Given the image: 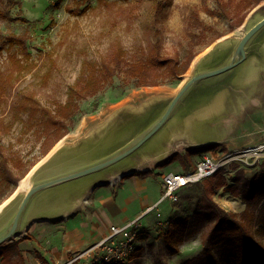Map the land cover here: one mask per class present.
<instances>
[{
  "label": "rangeland",
  "instance_id": "rangeland-1",
  "mask_svg": "<svg viewBox=\"0 0 264 264\" xmlns=\"http://www.w3.org/2000/svg\"><path fill=\"white\" fill-rule=\"evenodd\" d=\"M160 1L166 2L159 7L156 17H154L151 0H90V6L81 15H77L75 9L77 3L83 7L84 0L0 1V8L5 7L7 3L6 7H9L10 15L21 17L7 19L0 16L1 33L26 32L29 36L27 43L30 59L34 63L33 69L16 83L13 96L17 93H32L41 105L53 107L56 100L63 101L67 85L77 77L82 60L91 58L100 61L107 57L114 44H120L127 57H131L137 48L146 47L151 41H158L161 52L164 54L177 53L184 56L203 48L195 55L187 71L176 83L134 87L132 81L126 84L121 80L120 74L115 75L111 83L103 90L80 103L73 128L50 150L57 144L73 141L82 132L89 131L101 120L117 114L123 108H138L149 99L156 98L161 99L165 105L193 73L191 67L198 56L223 39L233 40L234 46L245 31L264 15V0L258 4H252L251 0H222L226 12L221 10L215 0ZM232 26H234L233 29ZM263 45L264 28L250 41L247 47L248 56L238 65L248 60L250 62L251 59L257 62L255 78L261 84L260 91H248L249 86L246 88L243 82H221V79H218L230 74L231 70L218 75L214 79H218L217 82L210 85L226 87L229 99L225 101L223 110L214 120L218 127L222 126L221 133L217 135L214 143L206 145H212L214 148L197 156L195 161L204 154L220 157L230 152H240L235 162L243 166L248 176L261 171L262 167L264 169V164L262 165L264 147L241 152L264 144V67H262L264 63H261ZM48 54H51L54 66L47 84L44 85L42 74L49 65L53 64ZM8 67L6 51L3 50L1 68L5 71ZM241 100L243 103L239 109H236ZM184 102L181 103L182 106ZM3 107L0 106V122L3 119L7 125L11 120V114L6 111L7 109H2ZM0 129H3L0 138L11 160L20 157L23 161H32L40 155V141L34 128L29 130L26 124L19 121L9 128L2 127L0 124ZM201 147L193 148L184 137H179L173 141L171 153L165 161L187 149ZM46 155L38 162L43 161ZM165 161L151 165L154 173L184 171L177 159L163 164ZM142 164L148 165L146 162ZM228 165L223 167L224 173L227 181L232 182L234 169L226 168ZM145 166L141 165V167ZM160 174L151 178L155 190L150 193V202L154 201L159 194L161 196L159 182L162 176L160 178ZM199 196V187L189 185L179 190L177 201L172 202L166 198L158 206L159 209L153 208L155 210L152 209V212L142 221L146 225H139L137 222L138 234L132 255L119 264H182L186 260H190L191 264H207L206 256L201 252L200 243V235L205 225L200 220L189 218L188 230L192 233L178 245L177 252H172L160 235L161 229L168 225L169 218L172 221L180 214L187 213L191 216L198 207ZM213 199L225 210L239 212L244 208L240 198L233 196L224 188L217 189ZM256 229L257 225H253L252 233L264 240V233L259 234ZM18 237L19 240H17ZM25 239L32 240L31 233L28 231L16 235L4 245L10 241L19 243ZM29 245L28 243V252L35 255ZM83 250L69 251L63 262ZM214 252L219 256L221 250L215 247ZM35 256L40 258L39 255ZM61 262L59 263L62 264Z\"/></svg>",
  "mask_w": 264,
  "mask_h": 264
},
{
  "label": "trees",
  "instance_id": "trees-1",
  "mask_svg": "<svg viewBox=\"0 0 264 264\" xmlns=\"http://www.w3.org/2000/svg\"><path fill=\"white\" fill-rule=\"evenodd\" d=\"M84 1L83 7L77 3L75 9L77 15L83 14L90 6V0ZM151 1L156 17L159 7L165 5L166 1L163 3L160 0ZM215 1L221 10L226 12L222 0ZM261 1L263 0H251L252 4ZM6 6L7 3L5 7L0 8L1 17L21 18L12 17L9 7ZM28 38L26 32L2 34L0 31V106H4L2 109H7L6 111L11 114V120L7 125L3 119L0 124L9 128L14 123L22 121L27 129L34 128L40 141V155L32 161H23L20 157L11 160L0 138V204L15 191L20 180L39 159L70 132L80 109V103L103 90L115 75L120 74L121 80L126 84L132 81L134 87L176 83L187 71L195 55L203 49L184 56L177 53L164 54L161 52L159 42L151 41L146 47L137 48L131 57H127L121 45L114 44L107 57L100 61L84 58L77 77L67 85L65 99L56 100L53 107H50L41 105L32 93H17L13 96L16 83L34 67L30 59ZM3 50L6 51L9 62V67L5 71L1 68ZM47 56L53 64L49 65L42 74L44 85L47 84L54 66L51 54ZM2 130L0 129V134ZM213 148L210 145L187 149L183 153L175 154L163 164L177 159L181 169L186 171L195 166L197 156ZM229 165L226 168L234 169L232 182L227 181L224 168H220L211 176L186 185L199 187L198 207L191 216L187 213L180 214L172 221L169 218L168 225L161 229L160 235L168 248L172 252H177L178 245L192 233L188 230L189 218L200 220L205 225L200 235V243L207 264H264V240L257 238L251 230L253 225H257L256 232L264 233V169L262 167L261 171L248 176L243 166L237 162L232 161ZM150 174L158 173L144 170L134 171L128 175L145 177ZM219 188H224L233 196H238L244 203V208L239 212L225 210L213 199L215 191ZM17 242H9L0 248L1 264H22V253ZM215 247L221 250L219 256L214 252ZM182 264H191V261L186 260Z\"/></svg>",
  "mask_w": 264,
  "mask_h": 264
},
{
  "label": "bare ground",
  "instance_id": "bare-ground-1",
  "mask_svg": "<svg viewBox=\"0 0 264 264\" xmlns=\"http://www.w3.org/2000/svg\"><path fill=\"white\" fill-rule=\"evenodd\" d=\"M233 43L231 39L218 41L198 56L191 68L195 70L217 62L231 50ZM261 59V63H264V45ZM248 61L235 66L230 74L218 79H221V82H243L246 88L249 86L248 91H260L261 84L255 78L257 62L252 59ZM215 78L211 77L207 80L208 82L204 81L200 84L197 87L200 88L197 92L198 96L187 97L185 104L179 106L152 136L129 155L98 171L56 184L39 192L30 206L26 219L27 224L23 225L22 229L40 218L38 215L40 208L46 207L52 214L48 218L57 219L58 216L76 209L81 200L86 198L85 195L94 183L108 182L120 173L140 167L148 160L154 162L165 160L171 153L173 141L179 137H184L192 147L214 143L222 128L221 125L218 127L214 120L223 110L225 101L229 99L226 87H218L216 84L210 86L217 82L218 79L213 80ZM205 83L207 84L204 85ZM241 103H243L242 100L239 101L236 109L240 108ZM161 106L162 100L156 98L149 99L138 108H123L117 114L101 120L89 131L82 132L73 141L57 144L43 161L35 164L20 180L15 192L0 204V228L9 223L24 192L33 182L85 167L119 151L150 124L161 110Z\"/></svg>",
  "mask_w": 264,
  "mask_h": 264
},
{
  "label": "crops",
  "instance_id": "crops-1",
  "mask_svg": "<svg viewBox=\"0 0 264 264\" xmlns=\"http://www.w3.org/2000/svg\"><path fill=\"white\" fill-rule=\"evenodd\" d=\"M160 162L148 160L146 161L148 165L140 166L132 171L155 172L151 165ZM128 174L95 185L76 209L64 214L61 218H37L29 223V226L19 233L28 231L32 239H25L18 243L22 253L21 263L56 264L58 262L60 264L59 262L63 263L69 251L83 250L94 245L109 233L112 226H120L134 220L139 225H146L142 222L144 217L149 215L153 208L159 209L158 206L163 201H159L160 194L154 201L149 200L150 193L155 190L151 178H155L156 175L140 177ZM162 175L160 174V178ZM159 183L162 193V178ZM28 243L35 255H39L40 258L28 252Z\"/></svg>",
  "mask_w": 264,
  "mask_h": 264
},
{
  "label": "water",
  "instance_id": "water-1",
  "mask_svg": "<svg viewBox=\"0 0 264 264\" xmlns=\"http://www.w3.org/2000/svg\"><path fill=\"white\" fill-rule=\"evenodd\" d=\"M263 28H264V15L258 21H256L252 26H250L242 35V37L238 41H236V43L231 48V50L225 55H223L217 62L210 65H204L193 70V73L181 85L177 93L165 105L162 103L161 110L159 111L157 116L150 122V124L147 127H145L142 131H140L131 141H129V143H127L125 147L85 167L72 170L66 173H61V174L59 173L33 182L24 192V195L21 201L19 202V205L16 208L14 214L12 215L9 223L6 224L4 227L0 228V248L4 246L5 242L11 240L20 233V231L22 230L23 223H27L26 219L30 206L39 192L56 184L98 171L104 167H107L110 164L119 161L120 159L124 158L125 156L129 155L131 152L136 150L174 114L177 108L181 105L182 102L186 100L187 97L198 96L197 92L200 90V88L197 87L200 84H202L204 81L211 79V77L215 78L216 76L221 75L233 69L235 66H238L243 61H245L248 56L247 47L250 41L260 31H262ZM206 84L207 83H205L204 85ZM131 172L133 171L120 173L117 177H121L122 175ZM105 182L99 181L97 183H94L90 187V189L93 188L95 185ZM38 211L40 214H42L40 215L41 219H46L48 218L49 215H52L49 213L51 211H49V209H47L46 207L40 208L38 209ZM61 213L63 214V212ZM62 216L63 215L58 216V218H61Z\"/></svg>",
  "mask_w": 264,
  "mask_h": 264
},
{
  "label": "built area",
  "instance_id": "built-area-1",
  "mask_svg": "<svg viewBox=\"0 0 264 264\" xmlns=\"http://www.w3.org/2000/svg\"><path fill=\"white\" fill-rule=\"evenodd\" d=\"M264 147V144L256 148L244 149L245 153L252 149ZM240 152L215 157L204 154L199 158L195 166L189 170L169 171L162 175V193L159 201L168 198L172 202L178 200V192L188 184L198 182L211 176L218 169L223 168L232 161H236ZM137 221H130L120 226H112L109 233L83 251L77 252L71 259L62 264H119L127 260L134 251L135 238L137 236Z\"/></svg>",
  "mask_w": 264,
  "mask_h": 264
}]
</instances>
